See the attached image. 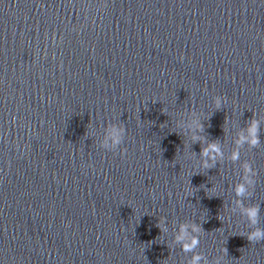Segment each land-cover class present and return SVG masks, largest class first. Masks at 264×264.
Returning <instances> with one entry per match:
<instances>
[{
    "label": "water",
    "instance_id": "1",
    "mask_svg": "<svg viewBox=\"0 0 264 264\" xmlns=\"http://www.w3.org/2000/svg\"><path fill=\"white\" fill-rule=\"evenodd\" d=\"M208 141L224 156L201 168ZM237 199L264 228V0H0V264H185L181 221L209 262L264 264Z\"/></svg>",
    "mask_w": 264,
    "mask_h": 264
},
{
    "label": "clouds",
    "instance_id": "2",
    "mask_svg": "<svg viewBox=\"0 0 264 264\" xmlns=\"http://www.w3.org/2000/svg\"><path fill=\"white\" fill-rule=\"evenodd\" d=\"M222 97H213L214 104L219 107ZM178 127L181 130L185 128L190 132V139L192 141L204 140V137L198 133L202 131L203 126L195 113L192 114L191 120L185 123L183 120L178 122ZM260 121L253 117L250 119L244 129L237 131L233 144L234 147L228 153V159L231 161L240 160V149L245 145L252 147L260 143ZM124 129L116 123H110L106 126L104 135L100 140V147L109 150H115L118 145H121ZM224 152L221 146L215 141H208L204 143L200 151L199 164L201 168L211 167L218 158H222ZM243 174L241 178L233 185V191L236 197H244L250 193L254 184L255 172L252 166L244 161L241 164ZM214 189V187H213ZM239 210L241 216L246 217L250 230L243 233L250 242H258L264 240V228L256 226L258 224L259 207L256 204H245L241 199L235 201V208L232 210ZM222 218V217H221ZM164 217H161L160 227L163 225ZM167 231L166 228H164ZM201 228L197 223L191 221H181L174 235V240L178 242L181 249L185 253L191 252L192 255L186 260L185 264H221L222 257H215L211 262L204 256L203 253L194 251L200 244ZM227 250L224 249V252Z\"/></svg>",
    "mask_w": 264,
    "mask_h": 264
}]
</instances>
